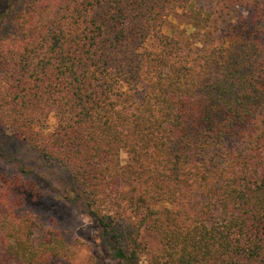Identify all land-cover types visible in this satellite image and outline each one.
<instances>
[{
    "label": "trees",
    "instance_id": "trees-1",
    "mask_svg": "<svg viewBox=\"0 0 264 264\" xmlns=\"http://www.w3.org/2000/svg\"><path fill=\"white\" fill-rule=\"evenodd\" d=\"M199 1L0 0V131L69 177L111 262L264 264V0ZM0 157V264L72 256Z\"/></svg>",
    "mask_w": 264,
    "mask_h": 264
},
{
    "label": "rangeland",
    "instance_id": "rangeland-1",
    "mask_svg": "<svg viewBox=\"0 0 264 264\" xmlns=\"http://www.w3.org/2000/svg\"><path fill=\"white\" fill-rule=\"evenodd\" d=\"M203 3L204 0L199 1V4ZM16 8L18 11L23 9L21 1H18ZM237 11L234 16L241 14L239 9ZM234 21L231 19L230 23H234ZM185 23L187 21L183 18H178V20L172 18L165 25L166 29H178L180 35V31H186ZM187 32L185 36L190 38L189 33L191 31L187 30ZM14 34H17V28L12 17L7 22L2 36ZM222 37L224 38V35ZM192 38L198 39L199 43H205L206 39L204 33L197 31H195L194 37L192 35ZM223 38L220 40L222 41ZM52 123H54L53 119ZM0 152L25 160L26 169L31 172L29 176L24 177L23 186L26 200L20 209L21 215L36 220L39 225V234L45 235L52 232L55 236L63 239L74 251L72 256H55L47 264H119L109 261L102 255L94 221L80 215L75 207L63 197V194L71 193V181L58 166L45 163L30 148L18 143L12 136L3 133V131H0ZM121 158L125 164L128 159L125 151H122ZM16 166L0 157V176L7 178L18 176L20 173ZM143 235L149 243V249L152 252L157 251L159 244L155 236L149 232H144Z\"/></svg>",
    "mask_w": 264,
    "mask_h": 264
}]
</instances>
